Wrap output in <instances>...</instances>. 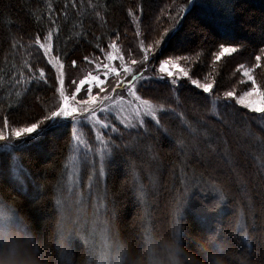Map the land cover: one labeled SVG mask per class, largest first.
Segmentation results:
<instances>
[{"label": "trees", "instance_id": "trees-1", "mask_svg": "<svg viewBox=\"0 0 264 264\" xmlns=\"http://www.w3.org/2000/svg\"><path fill=\"white\" fill-rule=\"evenodd\" d=\"M137 36L151 57L136 73L152 75L137 93L158 118L110 117L98 139L83 124L80 148L73 121L52 120L59 73L40 45L74 77ZM221 44L236 52L220 56ZM161 60L213 90L157 78ZM240 65L264 99V0H0V137L37 125L0 139V197L32 220L52 264H104L116 239L176 224L238 243L241 224L264 254V111L224 97L255 86Z\"/></svg>", "mask_w": 264, "mask_h": 264}, {"label": "clouds", "instance_id": "clouds-1", "mask_svg": "<svg viewBox=\"0 0 264 264\" xmlns=\"http://www.w3.org/2000/svg\"><path fill=\"white\" fill-rule=\"evenodd\" d=\"M106 256L107 264H264V254L214 228L197 233L155 229L147 237H120ZM0 264H52L32 220L2 197Z\"/></svg>", "mask_w": 264, "mask_h": 264}, {"label": "rangeland", "instance_id": "rangeland-1", "mask_svg": "<svg viewBox=\"0 0 264 264\" xmlns=\"http://www.w3.org/2000/svg\"><path fill=\"white\" fill-rule=\"evenodd\" d=\"M49 46V50L46 52L47 57L52 61L59 73V91L57 94L58 107H61L65 104V100L60 96V90L64 91L65 97H67V105L70 108L76 109L74 116L77 119H72L71 117H57L52 118L54 121L58 120H71L74 124V131L76 134L77 144L80 145V148H84V142L82 139V133H80L81 126L83 124H88L94 130L96 138H100V132L111 126L109 120L110 117L115 118V120L128 128H134L135 126L141 124V120L151 119L156 120L158 118V110L155 118L148 116L144 112L143 99L137 93V87L140 82L150 78V76H140L137 81H134L133 84H129L128 81L131 78V75L136 74V71L142 69L143 66L148 64V61H143V56L145 54L148 57H151L150 49L144 46L141 37H135L131 42L127 43L126 46L122 45H113L107 53L104 54L98 60H92L84 69L83 76H70L68 71H65L64 67L53 57L51 51V43L46 42L42 43ZM145 49L147 52L145 53ZM233 53V52H231ZM229 52H224L225 56L231 54ZM111 55L114 58L109 60L108 56ZM105 65L107 69H105ZM173 65H179L180 68H183L180 62H172V64L167 67L173 72V77H168L166 73H161L159 67L156 70V75L159 79H171L176 78L177 81L183 79H188L183 77L180 73V68H176ZM115 68L116 71L113 72L112 69ZM125 68H131V73H125ZM247 71L248 75L245 76L244 72ZM242 73L244 76V83H253L254 77L252 75V70L247 68H242ZM93 77H99L98 80H93ZM251 77V79H249ZM61 79L63 83H61ZM84 80L85 84L81 85L80 81ZM213 85V83H210ZM80 87L82 91L76 93L75 88ZM90 88L91 92L85 91V88ZM253 88L255 90L253 91ZM252 89L242 92L240 95L233 94L232 97L237 101L240 97L244 96L246 100L252 101L257 107L264 109V99L261 88L255 83V86ZM202 90V89H201ZM213 90V89H212ZM135 93V95L133 94ZM211 93V91L209 92ZM247 93V96H245ZM239 104V103H238ZM241 105V104H239ZM242 107L246 108L244 105ZM87 107L88 111L85 112L84 108ZM56 109V110H57ZM249 109V108H246ZM255 111V109H249ZM95 112L96 115L92 116L91 113ZM139 111L140 117L137 118L136 112ZM257 112V111H256ZM263 112V111H262ZM81 116L88 117V119H81ZM101 121L103 123H101ZM85 126V125H84ZM35 129L29 133L23 131L20 133L22 135H32L35 133ZM17 135H9L3 137L1 141H6L11 143L12 140H8V137L15 138L17 140Z\"/></svg>", "mask_w": 264, "mask_h": 264}, {"label": "snow or ice", "instance_id": "snow-or-ice-1", "mask_svg": "<svg viewBox=\"0 0 264 264\" xmlns=\"http://www.w3.org/2000/svg\"><path fill=\"white\" fill-rule=\"evenodd\" d=\"M48 7L51 8L52 5L51 3L48 4ZM96 15L99 16V13H96ZM36 43H39V37H37V40H36ZM156 43H159V41H157ZM41 48H44L45 49V52H47L49 50V46L46 45V44H41L40 45ZM149 47H152L151 45ZM220 48L222 49V52L220 53V55H223L224 52H236V48L235 47H225L224 44H221L220 45ZM147 52V49H145V53ZM114 57L109 55L108 56V59L111 60L113 59ZM85 59H87V57H85ZM217 59H219V56H217ZM259 59V58H257ZM149 60V57L147 54H145L143 56V61H148ZM73 64H75V61H73ZM172 64V61L170 60H161L159 62V71L161 73H166L168 77H173V72L167 67L168 65ZM174 67L176 68H180L179 65H173ZM240 67L242 68L243 65H240ZM105 69H107V66L105 65ZM113 72L116 71L115 68L112 69ZM132 72V69L131 68H125V73H131ZM180 73L182 74L183 77H187L188 80H190L191 82V85H194L196 89H202L203 90V93H209L210 91H212L213 89V85L210 84V83H201L198 79H193L191 76H189V73L187 71H185L183 68H180ZM44 73H43V70L40 71V76L43 77ZM244 75L247 76L248 73L247 71L244 72ZM138 77H139V73H136V74H133L131 75V78L130 80L128 81L129 84H132L133 87H135V85L133 84L134 81H137L138 80ZM93 80H98L99 77H93L92 78ZM249 79H251V77H249ZM177 79L176 78H173L171 79V85L175 86L177 85ZM61 83H63V80L61 79ZM80 84L81 85H84L85 84V81L84 80H81L80 81ZM253 85H255V81L253 80ZM255 90V88H253V91ZM75 91L76 93H80L82 91V89L80 87H76L75 88ZM85 91L87 92H91V89L90 88H85ZM135 95V93H133ZM60 96L61 98H63L65 100V104L61 107H59L56 111H53L51 113V117L52 118H57V117H71L72 119H77V117L74 116V113L76 112V109L74 108H70L68 105H67V97H65V94H64V91L61 89L60 90ZM233 96V93L232 92H225L224 93V97L226 98V100L228 98H231ZM245 96H247V93H245ZM219 100V97H215L213 100H212V110L215 112L216 111V105H217V101ZM143 105H144V112L146 115L148 116H151L153 118H155L156 116V113H157V105H154V104H151L149 103L148 101H143L142 102ZM237 103L241 104V105H244L246 108H249V109H255V111L257 112H262L264 111V109H261L259 107H257L252 101H249V100H246L244 96L240 97L238 100H237ZM160 108H163V105H160L159 106ZM84 111L87 112L88 109L87 107L84 108ZM92 116H95L96 113L93 111L91 113ZM136 115H137V118L140 117V113L139 111L136 112ZM81 119H88V117H85V116H81L80 117ZM45 119H48L47 117ZM101 123H103L101 121ZM141 123H143V120H141ZM37 128V125L36 124H32L30 128H27V129H21L20 131H17L16 132V135L17 136H20V133L23 132V131H26V132H29L31 133L34 129ZM115 130V129H114ZM0 139H2V137H0ZM101 158L103 159V154L101 156ZM242 225L241 224H238L237 225V228L235 230L236 232V238L239 240V243L248 248V249H251V244H250V240H249V236L247 234V232L245 231H241L242 229ZM173 229L176 231V232H180L181 231V227L176 224L173 226ZM151 233V229H144L143 231V236L144 237H147L149 234ZM102 256H103V260H104V264H107V256H106V253H102Z\"/></svg>", "mask_w": 264, "mask_h": 264}]
</instances>
